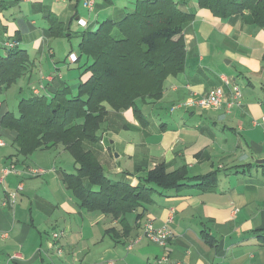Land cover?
<instances>
[{
	"label": "crops",
	"instance_id": "0c3cea01",
	"mask_svg": "<svg viewBox=\"0 0 264 264\" xmlns=\"http://www.w3.org/2000/svg\"><path fill=\"white\" fill-rule=\"evenodd\" d=\"M135 2L95 0L91 11L84 0H0V55L15 41L32 59L22 77L32 79L30 94L22 97L87 79L85 60L68 59L74 48L67 50V42L78 33L79 44L81 32L103 20H121ZM180 6L194 14L183 30L184 70L165 81L161 99L142 105L141 118L132 109L110 111L101 135L106 143L88 146L111 177L132 185L162 162L169 171L186 167L190 176L217 171L216 183L155 193L140 219V209L127 215L124 230L119 220L80 207L58 166L67 152L62 147L17 155L16 132L1 124L10 110L0 94V264H264V163L257 162L264 160V29L248 12L223 19L197 0H180ZM51 18L62 23L56 34ZM232 85L242 96L228 107ZM215 87L225 90L219 108L178 106ZM10 167L15 171L4 175ZM15 190L17 203L7 206ZM146 220L171 228L166 247L142 237ZM114 228L116 235L108 231ZM58 231L63 235L56 241ZM166 251L169 260L160 263Z\"/></svg>",
	"mask_w": 264,
	"mask_h": 264
},
{
	"label": "trees",
	"instance_id": "16d2710c",
	"mask_svg": "<svg viewBox=\"0 0 264 264\" xmlns=\"http://www.w3.org/2000/svg\"><path fill=\"white\" fill-rule=\"evenodd\" d=\"M197 3L223 19L248 12L252 24L264 29V0ZM193 18L181 8L180 0H136L121 20L106 19L95 29L83 30L77 52L89 76L77 92L64 85L49 95L22 97L18 111L2 116V126L16 132L17 155L28 157L38 149L62 147L73 156L75 169L63 173V182L80 207L119 220L124 230L127 215L140 209L136 217L140 219L157 192L212 187L217 171L190 176L186 167L169 171L164 162L139 175V183L132 185L111 177L87 145L99 142L110 111L132 109L141 118L142 105L162 98L165 81L185 68L183 30ZM61 24L51 20L52 34L62 29ZM17 44L6 45V54L0 55V91L29 71L32 59ZM108 231L118 233L116 228Z\"/></svg>",
	"mask_w": 264,
	"mask_h": 264
},
{
	"label": "built area",
	"instance_id": "2783aa9c",
	"mask_svg": "<svg viewBox=\"0 0 264 264\" xmlns=\"http://www.w3.org/2000/svg\"><path fill=\"white\" fill-rule=\"evenodd\" d=\"M85 6L89 10L94 9L95 0H84ZM17 43L15 41L7 42L6 45L10 47H14ZM226 84H229V80L225 79ZM232 98L227 103L228 107H233L234 105H237L240 103V98L242 96L241 88L238 85H232ZM225 102V90L222 87H215L209 91V93L206 96H202L200 98H189L183 102H181L178 106L180 107H187V108H202V109H216L219 108L221 105H223ZM177 105L174 107L176 108ZM173 108V109H174ZM15 171L14 167H10L8 169H5L3 171L4 175H7L10 172ZM31 172L35 175L41 174L43 171L42 169H31ZM4 177V176H3ZM23 190V185H18V191ZM17 192H13L8 196L6 199V202L10 203V205H13L16 201V195ZM7 205V203H6ZM173 217L172 215L169 217L168 222H172ZM63 235L62 231L54 232L53 233V239L58 241ZM7 234H2L3 238H6ZM144 236L151 241L166 247L168 244V241L173 236V233L171 231V228L168 225H163L160 227H155L153 222L151 220H148L146 224L144 225ZM132 243L129 245V249L132 248ZM61 252V249L59 250V253ZM169 260L168 252L166 251L162 257L159 259L160 263L167 262Z\"/></svg>",
	"mask_w": 264,
	"mask_h": 264
},
{
	"label": "rangeland",
	"instance_id": "374dc122",
	"mask_svg": "<svg viewBox=\"0 0 264 264\" xmlns=\"http://www.w3.org/2000/svg\"><path fill=\"white\" fill-rule=\"evenodd\" d=\"M85 5V4H84ZM81 7H83V4H81ZM86 7V6H85ZM87 8V7H86ZM81 10L84 11V8H81ZM78 41H79V34L78 33H74L73 36L69 39V41L67 42V50H71L72 46L74 48V50L70 53L68 59H70L72 62H77L79 60V55L78 53H76V46L78 44ZM2 53H4L2 51ZM83 60V58H82ZM23 76L19 77L15 83H13L10 87H7L5 89H3L0 94L2 95V98L3 100L2 101H5L6 103H8L9 105V110L11 112H16L18 111V104H16V102L22 97V96H28V94H30V89H29V85H31V81L30 79H26L24 80L22 78ZM38 83V81H37ZM78 84L79 83H74V85H70L71 89H72V92L73 93H76L77 90H78ZM23 88V89H22ZM8 93V94H7ZM38 93V92H37ZM104 130V128H103ZM100 144L104 145L106 143L105 141V138L102 136L99 140ZM87 144V143H86ZM89 144V143H88ZM87 144V145H88ZM74 159H73V156L69 153V152H66L65 154H63V158L60 157V161L58 162V166H62L63 168H65V170L67 172H75V169H74ZM107 169V168H106ZM31 172V170H29ZM32 175H35L31 172ZM40 175V174H39ZM1 184V183H0ZM21 185H23V183H20ZM18 187L16 186L15 189H17ZM16 192V190L14 191ZM17 196L18 194L16 195V201L13 205H16L17 203ZM6 202V200H5ZM7 203V206L10 205V203L6 202ZM13 205H10V206H13ZM147 220L144 222V225L146 224ZM38 238H40V235L37 234ZM143 238H145L144 236V230H143ZM148 239V238H147ZM140 241L139 239H133V243H132V247L137 244V242ZM151 241V240H150ZM132 242V241H131ZM131 242L127 245V248L129 249V245L131 244ZM169 242V241H168ZM154 243V242H153ZM159 245V244H158ZM161 246V245H160ZM163 247V246H162ZM61 248L59 247L58 248V252ZM168 250V249H167ZM61 252H62V249H61ZM60 252V253H61ZM94 264V263H93Z\"/></svg>",
	"mask_w": 264,
	"mask_h": 264
},
{
	"label": "water",
	"instance_id": "95a60500",
	"mask_svg": "<svg viewBox=\"0 0 264 264\" xmlns=\"http://www.w3.org/2000/svg\"><path fill=\"white\" fill-rule=\"evenodd\" d=\"M257 162L264 163V160H260V161H257Z\"/></svg>",
	"mask_w": 264,
	"mask_h": 264
}]
</instances>
